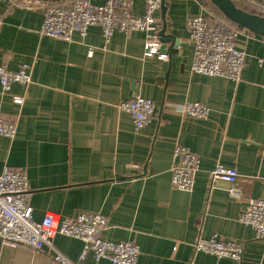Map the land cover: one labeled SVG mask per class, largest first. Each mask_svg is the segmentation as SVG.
Listing matches in <instances>:
<instances>
[{
	"label": "crops",
	"instance_id": "obj_1",
	"mask_svg": "<svg viewBox=\"0 0 264 264\" xmlns=\"http://www.w3.org/2000/svg\"><path fill=\"white\" fill-rule=\"evenodd\" d=\"M199 1L165 0V33L183 44L168 63L162 47L164 61L143 57L142 32L114 30L104 43L93 26L84 37L54 40L38 34L41 10L0 0V66L26 65L31 78L6 94L0 88V112L16 129L11 140L0 136V172L7 167L26 175L34 221L98 213L107 220L101 238L136 244L137 264H264V241L238 221L246 200H264V66L257 64L264 38L243 29L236 39L245 53L238 82L190 73L184 21L201 13ZM132 3L141 16L145 0ZM134 94L154 103L153 118L140 131L118 109ZM186 102L206 106L208 118L173 112ZM178 145L200 160L191 193L170 185ZM217 164L237 172L239 200L229 197L225 182L209 186ZM215 234L242 244L239 263L193 250L198 238ZM52 242L77 261L80 240L56 235ZM49 255L0 242V264H56ZM85 264L109 262L89 255Z\"/></svg>",
	"mask_w": 264,
	"mask_h": 264
},
{
	"label": "built area",
	"instance_id": "obj_2",
	"mask_svg": "<svg viewBox=\"0 0 264 264\" xmlns=\"http://www.w3.org/2000/svg\"><path fill=\"white\" fill-rule=\"evenodd\" d=\"M236 6L255 7L264 14V0H231ZM200 2V14L185 18L187 43L192 48L189 72L192 74L221 77L238 82L245 65V53L237 49L236 39L243 29L229 23L209 7ZM28 8H37L43 14L38 30L40 36L69 42L73 35L84 37L90 27L100 28L104 43H108L114 30L125 34L139 31L144 34L143 57L164 61L166 55L160 51L158 37L161 0H145L141 16L132 13V0H105L103 4H92L91 0H59L22 2ZM91 53V51H89ZM264 66V57L257 59ZM31 82L28 67L21 65L15 71L0 66V88L3 94L10 91L12 84L26 86ZM19 102L21 98L14 97ZM127 113L135 131L146 127L154 114V103L148 98L134 94L128 101L118 105ZM173 112L188 118L205 120L209 116L206 106L196 102L175 104ZM16 134L15 121L0 112V136L9 140ZM174 163L171 168L170 185L179 191L191 193L200 160L185 147L173 150ZM209 186L218 182L228 184L229 197L239 200L241 192L236 186L238 174L234 169L217 164L209 172ZM238 221L250 227L255 239L264 241V200H246ZM107 228L104 216L95 212H80L75 216L47 214L40 222L32 217L26 175L4 167L0 172V242L4 245L25 246L34 251L50 253L56 264H85L87 256L98 262L109 264H137L139 248L129 241L112 242L101 238ZM56 235L80 240L81 252L73 262L61 254L53 245ZM195 252L216 258H228L239 263L244 248L233 240H224L216 234L208 239L198 238L193 244Z\"/></svg>",
	"mask_w": 264,
	"mask_h": 264
},
{
	"label": "water",
	"instance_id": "obj_3",
	"mask_svg": "<svg viewBox=\"0 0 264 264\" xmlns=\"http://www.w3.org/2000/svg\"><path fill=\"white\" fill-rule=\"evenodd\" d=\"M39 2L59 1V0H30ZM223 16L232 24L247 30L248 32L264 38V16L248 13L238 6H236L231 0H209ZM165 0H161L160 8V21L161 29L158 32L160 47L162 51L166 52L168 56V63L171 61V56L177 53V48L182 47L181 44L173 35L166 34V22H165Z\"/></svg>",
	"mask_w": 264,
	"mask_h": 264
},
{
	"label": "trees",
	"instance_id": "obj_4",
	"mask_svg": "<svg viewBox=\"0 0 264 264\" xmlns=\"http://www.w3.org/2000/svg\"><path fill=\"white\" fill-rule=\"evenodd\" d=\"M202 2L204 3V4H206L208 7H209V9L211 10V11H213L214 13H216L217 15H219V16H221V17H223L224 18V16L213 6V5H211V3L209 2V0H202ZM240 9H242V10H244V11H246V12H248V13H251V14H255V15H259V16H264V14H262L260 11H259V9H257V8H255V7H252V8H249V7H243V6H238ZM225 19V18H224ZM225 20H227V19H225ZM228 21V20H227ZM229 22V21H228ZM229 23H231V22H229ZM232 24V23H231ZM234 25V24H233Z\"/></svg>",
	"mask_w": 264,
	"mask_h": 264
}]
</instances>
